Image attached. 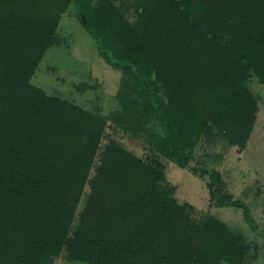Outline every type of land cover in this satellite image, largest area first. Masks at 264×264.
Segmentation results:
<instances>
[{"label":"trees","instance_id":"obj_1","mask_svg":"<svg viewBox=\"0 0 264 264\" xmlns=\"http://www.w3.org/2000/svg\"><path fill=\"white\" fill-rule=\"evenodd\" d=\"M70 3L98 55L131 76L148 119L136 133L162 135L179 166L207 128L243 149L258 111L246 81L264 82V0H0V264H55L62 252L86 264H193L199 251L245 264L249 240L220 219L194 218L158 161L109 141L94 164L105 115L32 83L44 51L62 42L57 17ZM192 169L209 176L216 205L243 204L218 194L220 172Z\"/></svg>","mask_w":264,"mask_h":264},{"label":"rangeland","instance_id":"obj_2","mask_svg":"<svg viewBox=\"0 0 264 264\" xmlns=\"http://www.w3.org/2000/svg\"><path fill=\"white\" fill-rule=\"evenodd\" d=\"M36 6L40 7L41 3H36ZM56 31L62 42L44 51L31 81L49 94L60 95L105 115L100 150L94 164L98 163L101 150L109 141L139 157L158 161L164 173L165 186L173 189L172 195L178 202L192 204L194 218L224 221L233 232L242 234L250 242L245 264H264V82L254 76L246 81L258 97V111L245 147L238 150L237 145L230 144L215 129L207 128L191 149L188 165L181 167L164 154L162 135L148 141L136 133L138 126L144 125L148 119L137 111L131 76L111 67L98 55L96 42L77 18L73 3L59 12ZM135 56L144 61L140 55ZM82 81L93 84V88L80 90L75 85ZM163 83L162 79H154L153 89L161 94L162 107L166 111L172 110L169 102L172 97L163 94ZM147 128L162 132L161 125L155 120H150ZM186 145L190 154V143ZM192 166L220 172L223 192L218 190V183V194L222 197L230 195L227 199L230 203L239 200L243 204L216 205L209 176L193 171ZM93 170L92 166L90 174ZM88 190V185H85L77 211ZM63 253L55 264H86L66 261ZM193 264H220V259L199 251Z\"/></svg>","mask_w":264,"mask_h":264}]
</instances>
